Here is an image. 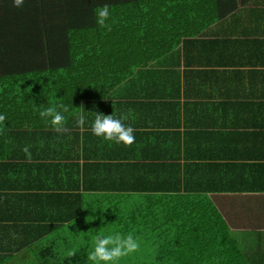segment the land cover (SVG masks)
<instances>
[{
	"label": "crops",
	"instance_id": "0c3cea01",
	"mask_svg": "<svg viewBox=\"0 0 264 264\" xmlns=\"http://www.w3.org/2000/svg\"><path fill=\"white\" fill-rule=\"evenodd\" d=\"M207 2L221 4L190 5L186 11L192 15L183 24L178 19L188 41L181 38L183 47L170 53L160 51L164 38L158 29L171 23L159 15L170 11L161 6L136 19V36L104 38L105 49L116 45L112 53L146 60L136 71L138 76L142 70L140 76L105 93L100 83L85 79L78 93L89 96L79 99L77 93L79 104L64 113L67 134H57L33 111L22 138L0 148L6 152L0 158V246L11 247L0 250L8 254L4 264H38L41 249L65 250L71 244L66 238L75 237L70 232L80 228L75 222L97 217L88 213L91 206L120 221L139 210L145 217L155 193L144 188L159 184L170 164L189 176V186L214 187L208 196L240 249L264 254L258 243L243 247L264 234V0H238L235 7L231 0ZM211 11L224 15L212 20ZM81 111L86 123L77 127L75 114ZM96 112L127 114L125 123L135 129L132 146L94 136ZM76 193L82 201L71 196ZM80 207L83 212L69 221Z\"/></svg>",
	"mask_w": 264,
	"mask_h": 264
},
{
	"label": "trees",
	"instance_id": "16d2710c",
	"mask_svg": "<svg viewBox=\"0 0 264 264\" xmlns=\"http://www.w3.org/2000/svg\"><path fill=\"white\" fill-rule=\"evenodd\" d=\"M231 1L234 7L238 4V0ZM104 4L109 6L107 24L111 30L95 23V12ZM192 4L202 3L201 0H25L22 8H16L11 0H0V114L6 117L0 124V148L17 136L22 138V130L32 125L33 111L39 113L38 109L50 104L67 107L79 104L78 87L85 88V79L88 85L100 83L104 92L99 94L129 78L139 77L142 70L138 76L136 71L147 63L143 57L122 58L112 53L117 51L116 45L105 49L102 44L104 38L120 40L125 35L136 36L139 26L136 19L143 12L149 15L157 6L170 9L159 14L171 20L158 29L164 38L160 51L170 53L183 47L181 38L188 41L189 32L178 28V19L183 24L192 15L186 11ZM213 11L212 20L224 15ZM174 20L177 26H173ZM148 30L145 34H150ZM191 31L195 36L200 32ZM88 96L83 91L78 93L79 99ZM1 151L0 158L6 153ZM167 166L159 184L144 188L155 193L153 201L145 206L146 216L139 210L134 217L136 226L148 228L155 245V251L151 252L155 264H264V254L247 255L229 234L226 221L208 196L214 187H191L189 176L183 175L178 164ZM71 196L82 201L80 194ZM82 212V207L73 211L69 221ZM10 248L0 246L2 251ZM38 255L41 260L38 264H75L60 257L53 247L41 249ZM6 256L0 253V264L5 263Z\"/></svg>",
	"mask_w": 264,
	"mask_h": 264
},
{
	"label": "clouds",
	"instance_id": "9594fccd",
	"mask_svg": "<svg viewBox=\"0 0 264 264\" xmlns=\"http://www.w3.org/2000/svg\"><path fill=\"white\" fill-rule=\"evenodd\" d=\"M11 2L13 7L16 8H22L25 4V0H11ZM109 17V6L104 4L95 12V23L111 30L107 24ZM68 111L69 108L63 104L38 109L41 119L60 135L67 134L70 131L67 127V118L64 115ZM127 120V114H121L117 118L112 114L96 112L90 130L94 136L106 142L131 147L135 142V129L130 124L125 123ZM5 121L6 117L0 114V124ZM85 123L86 117L83 115V111L76 113V126L83 127ZM22 150L28 158L31 157L29 146H25ZM139 248V241L131 233L122 235L117 232L111 235L97 236L94 240V248L89 253L88 259L93 261L94 264H118L121 258L137 252ZM69 255L73 257L75 253H70Z\"/></svg>",
	"mask_w": 264,
	"mask_h": 264
},
{
	"label": "rangeland",
	"instance_id": "374dc122",
	"mask_svg": "<svg viewBox=\"0 0 264 264\" xmlns=\"http://www.w3.org/2000/svg\"><path fill=\"white\" fill-rule=\"evenodd\" d=\"M101 208V206L95 208L92 206L90 207L88 213L98 214L94 220L75 222L78 223L77 226L80 228H76L78 231L72 230L70 232L75 235V237L69 236V238H66L65 240V242L69 241V243H71L68 244V247L65 250L71 249L72 251L67 252L65 250H61L59 252L60 257L72 260L75 264H94L93 261L88 259V255L94 248L95 238L97 236H106L118 232L122 235L131 233L140 244V248L137 252L121 258L118 264H155L154 254L151 255V252L155 251V245L151 242L152 239H150V236L148 235V228H144L141 225L136 226L134 218L120 221L118 216L114 218L111 214H109L108 217L101 215L100 213L105 214ZM111 212L112 211H109V213ZM84 229L88 231H84ZM250 238H253V244L246 246L244 244V250H251L255 247V244L258 243L257 247L264 251V234L262 232L261 234ZM61 245L64 246L63 244ZM70 253H75V255L70 257Z\"/></svg>",
	"mask_w": 264,
	"mask_h": 264
}]
</instances>
